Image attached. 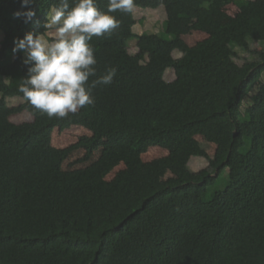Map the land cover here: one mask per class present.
<instances>
[{
  "label": "trees",
  "instance_id": "obj_1",
  "mask_svg": "<svg viewBox=\"0 0 264 264\" xmlns=\"http://www.w3.org/2000/svg\"><path fill=\"white\" fill-rule=\"evenodd\" d=\"M156 1L199 9L194 28L209 36L190 45L177 26L137 34L134 9L117 11L119 26L90 41L97 64L89 83L114 67L112 83L93 89V105L57 118L18 91L29 65L12 49L30 31L48 33L43 25L58 0H33L29 23L14 15L28 10L21 0H0V110L20 96L19 109L34 117L20 123L0 117V264H264V50L244 65L227 52L248 50V36L264 43V7L258 0L135 6ZM97 3L107 11L108 0ZM230 4L239 9L235 15L226 11ZM210 15L226 20L206 29L201 22ZM133 38L136 54L129 51ZM168 68L174 80L165 78ZM74 125L91 134L53 146V131ZM199 135L216 144L214 155L201 148ZM17 137L21 146L6 156L4 146ZM153 145L169 154L145 161ZM79 147L86 158L102 153L88 167L63 170ZM200 156L209 165L194 171L190 162ZM119 163L125 168L106 180ZM161 167L175 177L162 180Z\"/></svg>",
  "mask_w": 264,
  "mask_h": 264
},
{
  "label": "clouds",
  "instance_id": "obj_2",
  "mask_svg": "<svg viewBox=\"0 0 264 264\" xmlns=\"http://www.w3.org/2000/svg\"><path fill=\"white\" fill-rule=\"evenodd\" d=\"M33 0H21L27 11L14 15L25 23L33 21L36 10L29 7ZM135 0H108L107 11H101L97 0H58L50 9L43 27L55 26L51 41L41 33L28 32L14 41L12 52H23L24 63L29 65L27 75L18 88L35 109L49 117L64 118L76 114L86 105H93V89L112 83L116 68L89 83L96 76L97 60L90 41L119 26L113 15L117 11L131 13Z\"/></svg>",
  "mask_w": 264,
  "mask_h": 264
},
{
  "label": "rangeland",
  "instance_id": "obj_3",
  "mask_svg": "<svg viewBox=\"0 0 264 264\" xmlns=\"http://www.w3.org/2000/svg\"><path fill=\"white\" fill-rule=\"evenodd\" d=\"M260 5L264 7V0H258ZM226 11L229 15H235L239 9L235 4H230L227 6ZM189 14L190 17H183L184 14ZM200 13L199 9H195L184 4H168L163 2H152L146 8L134 7V15L137 23L134 25V32L141 34L143 32H160L166 30L170 26H177L181 29L183 38L190 44L195 45L199 41L204 40L209 36V33L205 30H199L194 28L195 23L198 18L197 15ZM226 19L218 15L207 16L201 24L206 29H214L219 24L223 23ZM2 31V29H0ZM56 29L55 26L51 27L46 35L43 37L51 41L55 38ZM249 49H243L242 47H235L234 49H228L227 52L234 55L236 61L240 65H244L250 61H259L260 52L264 50V43L257 41L254 37L248 36ZM129 51L132 54L139 52L137 46V39L133 38L129 42ZM175 57L182 56V52L176 50L174 52ZM228 79L235 80L238 78V74L228 73L226 75ZM165 78L167 80H174L176 78V72L174 68H168ZM264 79V77H263ZM11 83L17 82V76L9 80ZM257 92V88L252 92V94ZM11 101L6 107L0 110V117L8 116L14 122L29 121L31 114L26 110H20L18 108V102L21 101L19 96L11 97ZM251 103V98L248 96L246 98L244 109ZM34 119V118H33ZM91 131L83 126L74 125L69 129L61 130L59 128L55 129L52 134V144L57 148H65L76 144L80 137L83 135H90ZM21 138H14L11 143L4 146V154L9 156L18 147L21 146ZM197 140L202 149H204L208 154L214 155L216 153V144L208 141L203 136H197ZM87 150L83 147H79L72 151V153L63 161L62 169L69 171L75 169H83L93 164L99 159L102 153V148H99L93 154L86 158ZM169 154V150L159 146H151L144 154L143 159L145 161H152L157 158L165 157ZM191 167L194 171H200L208 167L209 162L204 157H197L191 160ZM125 168L124 163H119L111 171L106 174V180H112L116 174ZM228 171L224 173V180L227 179ZM158 176L162 180H168L175 177V175L167 168L161 167L158 170ZM222 178V180H223ZM223 180V181H224ZM225 182V181H224Z\"/></svg>",
  "mask_w": 264,
  "mask_h": 264
},
{
  "label": "crops",
  "instance_id": "obj_4",
  "mask_svg": "<svg viewBox=\"0 0 264 264\" xmlns=\"http://www.w3.org/2000/svg\"><path fill=\"white\" fill-rule=\"evenodd\" d=\"M1 29V28H0ZM4 38V32H3V30L2 31H0V44H1V41H2V39ZM13 78H15V76L13 77ZM12 79V78H11ZM11 79H9V80H11ZM10 82V81H9ZM17 82H18V78H17ZM11 83V82H10ZM12 84H14V83H12ZM0 97H1V93H0ZM16 97V96H15ZM10 98L11 97H9L8 98V103H7V105L11 102V101H9L10 100ZM14 98V97H13ZM19 99L21 100V101H19L18 102V108H19V106L21 105V104H23V102L25 101V99L24 98H22V97H20L19 96ZM6 105V106H7ZM5 106V107H6ZM6 117H8V116H6ZM9 118V117H8ZM33 116H32V114H31V117H30V119H29V121H31V120H33ZM24 122V121H23ZM16 123H20V122H16Z\"/></svg>",
  "mask_w": 264,
  "mask_h": 264
}]
</instances>
